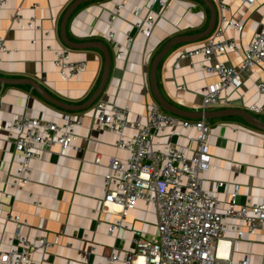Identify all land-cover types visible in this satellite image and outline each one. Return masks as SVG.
Masks as SVG:
<instances>
[{"label":"crops","instance_id":"1","mask_svg":"<svg viewBox=\"0 0 264 264\" xmlns=\"http://www.w3.org/2000/svg\"><path fill=\"white\" fill-rule=\"evenodd\" d=\"M122 1L8 0L0 9V37L5 38L7 47L0 58V201H5V192L13 196L11 205L0 209V264H8L2 255L9 251L10 240L18 232L36 246L32 254L36 264H98L114 253L120 254V261L115 264H128L126 257L137 252L135 238L147 240L158 235L154 204L139 201L134 210L127 212L118 205L103 207L109 164L113 158L126 161L128 154L115 147L114 134L96 128L94 110L99 101L128 107L130 123L140 121L145 126L152 105L157 103L151 84L153 61L174 40L179 41L167 50L158 65L157 88L167 103L184 114H209V118L202 119L212 130L211 168L201 175L204 188L211 190L217 182H223L228 185V193L233 186H239L238 204H245L248 199L260 203L264 199V131L239 116L227 114L243 111L264 122V111L256 113L250 109L264 107V95L258 91L264 73L257 67L248 68L241 74L238 92L224 93L231 98L230 105L203 110V96L218 83V77L201 70V58H194L192 67L181 57L183 51L203 45L214 34L222 12L219 2L167 0L162 17L157 16L159 8L153 5L157 23L152 36L146 38L133 31L134 41L126 56L119 59L106 36L110 12ZM148 1L126 0L125 10L114 24L117 41L127 43L126 33L135 22L133 13L141 8L145 17ZM222 3L227 18L241 23L243 28L225 30L224 37L234 39L238 51L218 60L238 68L242 49L264 24V0H257L254 6L238 0ZM34 4L38 5L36 10ZM73 6L63 28L65 16ZM15 14L21 16L22 23L35 16L36 24L43 30H22L20 24L11 20ZM62 49L69 51L72 61L87 62L80 77L61 78L54 65V53ZM20 116L43 117L60 125L66 117H80L82 125L76 128L75 140L67 151L62 153L56 146L32 162L31 181L17 191L10 186L18 168L15 136L6 127ZM171 132L152 137L153 147L163 149L168 142L185 147L187 139ZM175 132L181 133L182 129ZM186 133L190 137L196 134L193 130ZM134 135L133 127L126 130V138ZM192 148H196L195 143ZM218 196L221 201L227 198L224 189L218 191ZM10 210L28 225L19 227L8 220ZM121 220L122 227L110 232ZM41 238L50 246L42 248ZM234 238L229 233L218 243L216 254L220 258H230L233 263L248 258L249 264H264V227L243 240L237 250L232 248ZM137 261L142 264L144 259Z\"/></svg>","mask_w":264,"mask_h":264},{"label":"built area","instance_id":"2","mask_svg":"<svg viewBox=\"0 0 264 264\" xmlns=\"http://www.w3.org/2000/svg\"><path fill=\"white\" fill-rule=\"evenodd\" d=\"M221 9L220 24L214 34L201 46L185 50L181 57L187 59L193 67V59L201 58V70L218 77V83L208 88L203 96V110L219 105H230L231 98L224 95L228 90L238 92L242 85L241 74L248 68L257 67L264 73V24L255 32L251 42L242 49V60L238 68L226 65L219 57L238 51V45L232 38H225L227 29L242 30L241 23H235L224 14L226 7L222 0H217ZM254 6L257 0H238ZM8 0H0V9ZM153 5L159 10L157 16L168 7L167 0H149L146 8L148 13L142 17V9L134 11L135 22L131 31L126 33V44L115 39V22L126 8V0L115 6L109 15V31L107 39L115 49L116 56L122 59L132 45L133 31L146 38L152 36L156 27V16ZM38 8L37 4L33 9ZM12 22L20 24L22 30L37 29V18L31 17L22 23L19 14L11 18ZM46 36L49 33L45 34ZM36 41H33L35 44ZM7 51L5 38L0 37V58ZM54 65L62 79L80 77L86 71V61H72L67 49L54 53ZM258 91L264 95V80L258 85ZM251 111L261 113L263 108L251 106ZM130 109L115 103L99 101L95 105L94 123L98 130L111 132L117 137L115 147L128 154L126 161L113 158L105 177L106 197L103 207L111 205L122 207L123 212L132 211L139 201L152 203L158 216V235L150 239L137 237L134 239L137 252L126 257L128 264H138V258H143L142 264H249L248 258L233 263L230 258L222 259L216 254L219 242L226 239L229 233L235 238L231 241L233 250L239 244L254 236L264 227V199L260 203L248 199L245 204H238L239 186L227 193L228 185L217 182L214 189L206 190L201 175L211 168L210 155L211 127L204 120H186L165 113L157 103H154L147 115L146 125L140 121L133 125L129 121ZM82 125L80 117H66L64 124L43 117L20 116L12 120L6 129L13 133L14 153L18 163L17 173L10 186L13 190H22L31 181L32 162L41 157L43 152H50L56 146L62 153L67 151L75 140V130ZM133 127L135 135L126 138V130ZM181 128V133L175 130ZM171 130L172 135H182L187 139L183 148L176 147L172 142L165 144L163 149L154 148L152 137ZM188 130L196 132L194 137L188 136ZM3 127L0 125V135ZM196 148L193 149V144ZM191 153V156H189ZM224 189L227 195L221 201L218 191ZM5 201H0V209L6 204L10 206L13 196L3 193ZM8 220L17 226L28 225L12 210ZM122 227V220L112 226L110 232ZM11 247L2 255L8 264H36L32 258L37 249L20 233L10 240ZM40 246L47 248L50 244L39 239ZM120 261V254L114 253L104 262L98 264H115Z\"/></svg>","mask_w":264,"mask_h":264},{"label":"water","instance_id":"3","mask_svg":"<svg viewBox=\"0 0 264 264\" xmlns=\"http://www.w3.org/2000/svg\"><path fill=\"white\" fill-rule=\"evenodd\" d=\"M74 6L70 8L69 12L67 13V15L65 16V20L63 23V28L66 26V22L67 19L69 17V15L71 14V12L74 10ZM213 19H215V15L213 14ZM64 41L66 42V44H68V46L73 47V45H71L70 43L67 42V40L64 38ZM177 41L179 40H174L173 42H171L169 45L166 46V48H164V50H162L154 59L153 61V65H152V71H151V84H152V88H153V92L156 98V101L158 103V105L160 106V108L164 111L167 112L169 114L175 115V116H179V117H184V118H192V119H206L209 118V114H207L206 112H202L200 114L191 116L188 114H184L181 110L171 106L169 103H167L163 97L161 96V94L159 93V90L157 88V83H156V73H157V68L158 65L160 63V61L162 60V58L165 56V53L167 52V50L173 45L175 44ZM227 114H231V115H236L241 117L247 124L256 127L258 129H261L264 131V122L261 118H256L254 116H252L251 114L245 113L243 111H233V112H228Z\"/></svg>","mask_w":264,"mask_h":264}]
</instances>
